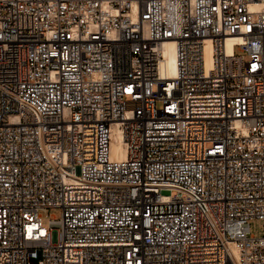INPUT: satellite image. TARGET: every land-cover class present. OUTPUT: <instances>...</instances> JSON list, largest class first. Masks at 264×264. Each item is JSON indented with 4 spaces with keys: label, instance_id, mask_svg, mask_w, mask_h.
<instances>
[{
    "label": "built area",
    "instance_id": "obj_1",
    "mask_svg": "<svg viewBox=\"0 0 264 264\" xmlns=\"http://www.w3.org/2000/svg\"><path fill=\"white\" fill-rule=\"evenodd\" d=\"M255 219L264 0H0V264H264Z\"/></svg>",
    "mask_w": 264,
    "mask_h": 264
},
{
    "label": "bare ground",
    "instance_id": "obj_2",
    "mask_svg": "<svg viewBox=\"0 0 264 264\" xmlns=\"http://www.w3.org/2000/svg\"><path fill=\"white\" fill-rule=\"evenodd\" d=\"M231 42H229L228 46V52L231 53V48H230ZM165 57H166V66L169 70V73L171 77L176 75V70H177V57H176V52H175V47L173 44H168L165 47L164 51ZM115 142L112 143V155L114 160H122L125 158L121 146H120V137L118 133H116L115 137Z\"/></svg>",
    "mask_w": 264,
    "mask_h": 264
},
{
    "label": "rangeland",
    "instance_id": "obj_3",
    "mask_svg": "<svg viewBox=\"0 0 264 264\" xmlns=\"http://www.w3.org/2000/svg\"><path fill=\"white\" fill-rule=\"evenodd\" d=\"M236 54L241 55L238 49H236ZM41 215L43 217V224L48 226L50 220H59L61 218V211L50 209L41 213ZM250 234L258 238L262 237L264 235V223L260 220H252L250 222Z\"/></svg>",
    "mask_w": 264,
    "mask_h": 264
}]
</instances>
